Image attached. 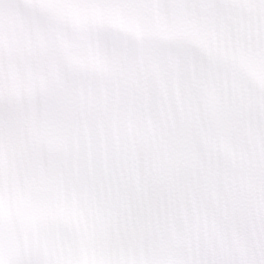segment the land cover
I'll return each mask as SVG.
<instances>
[{
  "label": "snow or ice",
  "instance_id": "obj_1",
  "mask_svg": "<svg viewBox=\"0 0 264 264\" xmlns=\"http://www.w3.org/2000/svg\"><path fill=\"white\" fill-rule=\"evenodd\" d=\"M0 264H264V0H0Z\"/></svg>",
  "mask_w": 264,
  "mask_h": 264
}]
</instances>
